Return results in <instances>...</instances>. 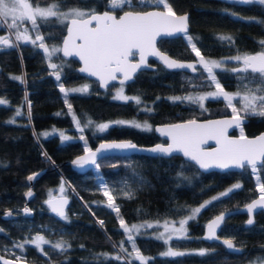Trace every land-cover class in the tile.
Wrapping results in <instances>:
<instances>
[{
	"label": "trees",
	"instance_id": "obj_1",
	"mask_svg": "<svg viewBox=\"0 0 264 264\" xmlns=\"http://www.w3.org/2000/svg\"><path fill=\"white\" fill-rule=\"evenodd\" d=\"M38 4H58L61 9L80 7L103 10L107 0H32ZM177 13L189 12V34L203 56H221L235 53L256 52L263 49L264 6L259 4L225 3L222 0H169ZM149 7L141 6L137 10ZM127 9V8H126ZM121 10H115L119 13ZM235 14V15H233ZM240 17L241 19H237ZM40 34L48 47L58 46L65 32V23L60 24L55 17L43 22L37 18ZM29 26L31 28L30 22ZM31 32H35L31 28ZM219 36H228L232 42L221 41ZM15 45L17 42H13ZM19 46L0 49V252L1 248L14 246L21 239L30 237L42 225L48 224L63 234V241L70 244L67 251L47 245L44 252L28 245L25 253L28 261L36 264H246L264 261V210L255 215L252 225L245 226V214L228 216L220 229V235L231 238L239 247V252H230L218 242H206L201 235L205 222L214 214L243 205L259 194L258 184L250 169L239 171L202 172L194 164L188 163L179 155L162 159L149 155L132 154L113 156L124 159L115 167L101 164L79 173L66 163L75 155L95 146L103 139L129 138L138 144L148 145L164 141L154 131H144L127 124H113L105 132H95L86 128L81 133L76 128L73 115L83 125L86 120L106 121L116 118H137L150 125L189 118L219 116L231 113L223 100L205 102L204 109L188 102H173L170 97L195 91H203L207 77L199 65L196 73L182 70H168L161 64L155 69L139 71L133 81L124 85L126 93L140 98L134 101L115 100L110 96L111 89L120 84H111L105 91L99 89L94 79L82 76L76 71L77 62L65 59L60 54L51 63H63L61 79L57 81L49 67L43 50L29 42H18ZM39 44V43H37ZM158 46L174 57L197 58L184 38H162ZM62 58V59H61ZM231 69L230 67H224ZM218 79L224 88L246 91L243 84L237 83L231 71L220 74ZM21 77L22 80L13 79ZM83 81L90 83L86 92H69L67 103L59 86H75ZM249 88L262 87L249 84ZM261 94V93H257ZM27 101L31 104V115ZM68 104L72 105L71 112ZM239 108V102L236 103ZM148 107L150 112L143 109ZM17 110L21 115L17 116ZM59 113V115H57ZM244 114V113H243ZM15 117V122L10 123ZM264 129V117L250 116L243 126V133L252 135ZM60 131V132H59ZM61 132L71 139L64 141ZM48 133L47 136L43 135ZM109 157V158H113ZM126 161V162H125ZM44 170L33 183L35 198L30 202L34 209L33 217L2 219L4 209L19 210L24 203L23 193L28 188L26 177L35 171ZM182 173V175H178ZM114 186L112 195L115 206L120 211L108 207L107 198L98 189L100 178ZM264 182V171L260 172ZM143 182H141V179ZM68 185L70 205L67 220L53 214L45 205L48 190L61 183ZM233 183L242 187L219 201L213 197L220 195ZM82 198L78 199L75 195ZM127 193V195H126ZM212 201L202 208L195 219L187 224V238H173L169 244L157 240L149 230L134 234L137 250L145 258L139 261L131 248L127 233L120 227V218L127 226L134 223L177 219L190 213L204 201ZM83 202L88 206L86 208ZM103 221L101 224L100 222ZM28 224L31 226L28 227ZM42 224V225H41ZM46 232V231H45ZM58 232L50 236L58 240ZM127 253L120 251L121 243ZM115 245V247H114ZM172 246L181 252L205 255H185L165 257L163 252ZM17 248V247H16ZM130 254V255H129ZM107 255L110 259L105 260ZM121 260L116 261L115 256Z\"/></svg>",
	"mask_w": 264,
	"mask_h": 264
},
{
	"label": "snow or ice",
	"instance_id": "obj_2",
	"mask_svg": "<svg viewBox=\"0 0 264 264\" xmlns=\"http://www.w3.org/2000/svg\"><path fill=\"white\" fill-rule=\"evenodd\" d=\"M224 2L241 4L255 3L264 6V0H224ZM141 6H152L156 10H137ZM106 7L108 10L103 13L96 12L94 8L88 10L72 8L67 11H62L58 4H52L46 8H42L38 4L33 6L28 0H0V27L11 33V36L7 38L0 37V48L3 46L18 47V42L21 40L37 46L46 55L47 60L50 62L49 67L54 70L52 74L57 81L61 79L60 73L63 71L64 65L63 63L60 65L51 63L52 58L54 56L58 57L59 53H62L63 57H78L80 61H83L84 65L79 71L98 77L103 87H107L110 81H116L119 74L121 77L119 81L121 87L117 90L113 99L125 102L131 100L139 105L141 103L139 97H130L124 94V85L126 81L133 80L138 71L150 68L148 65L149 57H156L169 70H190L192 73L197 72L196 64L178 62L170 58L166 53L160 51L157 47L158 38H184L186 44L190 46L191 51L198 58L197 63L202 66V70L206 74L207 86L214 87L215 90L202 95L175 96L169 99L173 102H188L189 104L199 106L201 109H204L205 100L211 99L215 102L222 99L226 103V107L231 109L232 116L231 119L210 120L204 123L198 122L196 119H190L185 122L163 125L155 129L147 121L143 124L136 121H116L115 124H128L131 127L144 131L155 130L162 136L168 138L169 142L158 143L147 149H142L131 141L104 143L96 151L87 149L86 155L78 157L73 163L79 167L93 165L96 169H99L101 162L98 161L104 153L110 150H121L135 153L147 152L152 158L158 159L165 157L171 158L176 154H182L183 157L187 158L188 163L194 164L198 169L204 171L231 168L243 170L247 168L255 176L259 192L258 199L253 200L252 203L246 206L247 213L251 214L256 209L264 210V182H261L260 177V172L264 171V134L249 139L243 134V127L241 126L244 119L241 113H244L245 116L264 117V51L256 54L232 57L230 60L242 63V67L225 69L221 65H225L229 61H208L205 59L197 44L193 42L192 35L188 32V15H177L169 0H107ZM126 8L129 10H124ZM115 10L123 11V15L117 18L113 14ZM49 17H55L60 24H64L67 21V35L62 41V47L53 46L49 49L44 42V36L40 34V26L37 23V18L46 22ZM237 19L241 18L237 17ZM25 21L30 22L31 28L35 32L34 39L28 35V28L23 27ZM257 23H264V21H257ZM12 36H14L15 42H17L15 45L12 43ZM217 39L228 41L229 43L232 42V38L228 36H219ZM38 41H40L39 44H37ZM261 45L264 46V41L261 42ZM135 57H138V61H134ZM214 69H218L220 74H223L225 71H231L238 85L243 84L246 90L245 94L241 95L239 92L233 94L226 91L220 83L217 72ZM13 79L22 80L21 77H13ZM249 84H259L262 87L252 89L248 87ZM59 89L64 94L65 103H67L69 91L86 93L88 86L84 85L78 89L67 90L63 84H60ZM257 93L261 94L257 95ZM237 97H239V108L234 103ZM0 103H3V101H0ZM28 108L30 118V103ZM68 109L71 112V104H68ZM143 110L146 112L151 111L148 107H145ZM16 115H21L19 110H17ZM73 120L76 128L81 133L79 137L81 140H85L83 133L86 128H92L98 132H105L112 126L109 123L95 124L90 119L81 125L80 120L75 115H73ZM14 122L15 117L10 123ZM233 126L240 128L241 134L239 138L234 139L228 135V129ZM43 135L47 136L48 133H44ZM60 135L64 141L71 139L63 133ZM209 140H214L217 147L212 150H206L202 147ZM111 166L115 167L116 165L113 164ZM178 175H182V173H178ZM34 178L35 174L29 176L28 180L31 181ZM140 179L143 182L142 178ZM99 186L103 190V195L107 198L108 207L114 209L119 214L120 209L115 206V197L112 195L109 185L103 181L102 177L100 178ZM241 187V184L236 183L232 188L220 193L219 196L213 197V200L219 201L221 197H228L230 193H233L234 190H238ZM26 195L31 197L32 192L29 191ZM46 203L58 217L64 220L68 219L64 210V206L67 203L66 199L59 201L49 199ZM209 204H212L211 200L199 207L190 209V214L186 218L178 221V228L174 224L169 228V223L165 221L163 227L168 234L165 236L164 233H161L156 239L163 241L166 245L173 239V236L177 240L186 239V225L188 221L195 219L202 208L207 207ZM23 211L25 215L31 213V209L29 208H25ZM227 215L231 216L232 213H228ZM224 219L225 215L221 214L206 225L207 235L205 239L218 241L217 229L220 228ZM253 222V219L250 218L247 224L252 225ZM100 223L102 224L103 221ZM154 226L148 223L139 226L134 224L128 227L123 218H120V227L128 234L127 240L133 251L136 252V258L139 261H145V258L137 250L134 234L138 235L141 228H153ZM26 243H31L38 250L42 251L41 246L49 244V241L43 236L37 235L33 240ZM222 244L226 246L230 254L240 251L233 245L231 240L226 239ZM15 247L23 249L25 244H16ZM52 247L61 251H67L71 245L60 241L52 245ZM120 251L127 253L123 242L121 243ZM163 255L165 257H183L185 255H205V252L201 250L198 253H185L173 251L169 247ZM104 259L107 260L110 257L105 255ZM114 259L120 261L121 256L117 255ZM0 261H3V264H14L13 261L5 260L3 257H0Z\"/></svg>",
	"mask_w": 264,
	"mask_h": 264
},
{
	"label": "water",
	"instance_id": "obj_3",
	"mask_svg": "<svg viewBox=\"0 0 264 264\" xmlns=\"http://www.w3.org/2000/svg\"><path fill=\"white\" fill-rule=\"evenodd\" d=\"M108 9H103V10H96V12L98 13H103L104 11H107ZM124 10H129V9H124ZM144 10H156L154 7H150V8H147V9H144ZM160 10H163V9H160ZM177 13V12H176ZM114 15L117 16V18H119L121 15H123V11H120L119 13H116L114 11L113 13ZM184 14H187L188 15V30H189V12H182V13H177V15H184ZM66 27H67V22L65 24V32H64V35L60 41V44H59V47H62V41L63 39L66 37L67 35V32H66ZM166 38H174V37H166ZM162 39V38H158L157 39V47L160 49V51L166 53L170 58L172 59H175L177 60L178 62H184V63H194L196 64L197 66V71H198V67H199V63H197L198 59L197 58H189V59H182V58H177V57H174L172 56L171 54H169L167 51H164L162 50L159 46H158V41ZM262 50H258L256 52H248L246 54H256L258 52H260ZM62 57H63V54L62 53H59ZM65 59H74L76 62H77V66H76V71L81 74L82 76H85L87 78H90V79H94L97 84H98V87L100 90L102 91H105L111 84H120L119 81H120V75L118 74V78L116 81H110L109 82V85L107 87H103L101 86V83L99 81V78L98 77H95V76H92L90 75L89 73H86V72H80L79 69L82 68L84 65H83V61H80L78 57H63ZM134 61H138V57H135L134 58ZM161 64L163 67H165L161 62L158 61V59L156 57H149L148 58V65L150 66V68L148 70H152V69H155L156 67V64ZM166 68V67H165ZM167 69V68H166ZM169 70V69H168ZM182 71H186V72H189V73H192L190 70H182ZM139 72V71H138ZM137 72V73H138ZM136 73V74H137ZM135 74V75H136ZM135 77V76H134ZM134 79V78H133ZM133 81V80H131ZM131 81H126L125 84H128L130 83ZM242 116H244V119H243V123L242 124H245L247 121H248V117L241 114ZM231 116L232 114H223V115H219V116H209V117H202V118H189V119H184V120H177V121H171V122H159V123H156L153 125V129L157 128V127H160V126H163V125H167V124H171V123H180V122H185L187 120H190V119H196L198 122H201V123H204V122H207V121H210V120H227V119H231ZM238 127L236 126H233L231 128L228 129V135L232 138H239L240 134H233L232 131L237 129ZM155 132L156 135H158L160 138L164 139V141H158V142H155V143H152V144H148V145H142V144H138L136 143L135 141L129 139V138H124V139H103V140H100L95 146L93 147H90L88 149H91L92 151H96L99 146L101 144H104V143H113V142H116V143H119V142H125V141H131L133 143H135L136 145H138L140 148L142 149H147V148H150V147H153L155 146L156 144L158 143H166V142H169L168 141V138L162 136L159 132L153 130ZM264 134V129H262L261 131L255 133V134H252V135H248V134H244L246 137H248L249 139H252V138H256V137H259L260 135ZM202 147H204L206 150H212L214 149L215 147H217L216 145V142L214 140H209L206 144H204ZM86 152H87V149L82 151L81 153L75 155L74 157H72L71 159L67 160L66 163H68L72 169H74L75 171L79 172V173H84L86 171H88L89 169H91L93 167V165H85L84 167H79L77 165H75L73 163V161H75L78 157H81V156H84L86 155ZM132 154H143V155H149L151 156L150 154H148L147 152H140V153H135V152H129V151H121V150H110L106 153L103 154L101 158L103 157H107V156H130ZM176 155H179L181 156L183 159L187 160V158L183 157L182 154H176ZM200 170V169H199ZM241 169H237V168H231V169H211V170H208V171H204V170H201L202 172H209V171H221V172H225V171H239ZM44 170H39V171H35V172H32L30 173L27 177H26V182L28 184V188L24 191L23 193V198H24V203L21 207H19V211L18 212H15L14 210L10 209V208H6L3 210L2 214H1V217L2 219H13V218H16L18 216H21V217H27V218H31L33 217V214H34V211L33 209L30 207V202L35 198L36 196V191L34 190L33 188V183L35 182V180L40 176V174L43 172ZM35 174V178L33 180H28V177L29 176H32ZM31 191L32 192V196L31 197H28L26 194ZM259 197V194L256 195L255 197H253L252 199H250L249 201H247L246 203H244L243 205L241 206H238V207H234V208H230V209H226V210H222L216 214H214L213 216H211L204 224V227H203V232H202V239L206 242H218L220 244H222V242L224 240H231L233 242V245L239 249L238 246L235 245L234 241L229 238V237H226V236H222L220 235V229H221V226L223 225L225 219L228 217V213H232V214H236V213H242V214H245V219H244V225L245 226H249L247 224V221L248 219H255V215L260 212L261 210L260 209H256L253 211V213L251 214H248L247 213V210H246V206L250 203L253 202V200L255 199H258ZM49 199H54V201H59L61 199H66L67 203L65 204L64 206V210L65 212L67 211V208L70 204V197L68 195H62V194H57V195H53V196H49L45 199V205L48 207V209L51 211V208L50 206L46 203ZM25 208H29L31 209V213L28 214V215H25L24 214V209ZM52 212V211H51ZM9 213H11V215H9ZM54 213V212H52ZM56 214V213H54ZM221 214H224L225 215V219L224 221L221 223L220 225V228L217 229V236H218V241L216 240H208V239H205L206 235H207V228H206V225L211 221L213 220L216 216L218 215H221ZM57 215V214H56ZM223 245V244H222ZM224 246V245H223ZM226 248V246H224ZM227 249V248H226ZM229 251V250H228ZM0 257H3L5 260H9V261H13L14 264H36L34 262H30V261H26V260H18V259H13V258H10L2 253H0ZM0 264H3V261H0Z\"/></svg>",
	"mask_w": 264,
	"mask_h": 264
},
{
	"label": "rangeland",
	"instance_id": "obj_4",
	"mask_svg": "<svg viewBox=\"0 0 264 264\" xmlns=\"http://www.w3.org/2000/svg\"><path fill=\"white\" fill-rule=\"evenodd\" d=\"M28 2L30 3V4H33V6H36V4H38V3H34V2H32V0H28ZM40 7H42V8H46V7H48V6H50V5H52V4H47V5H44V4H38ZM72 8H77V9H82V10H88V9H85V8H80V7H76V6H74V7H68V8H65V9H61L62 11H67V10H69V9H72ZM10 22V21H9ZM58 22V21H57ZM67 22V21H66ZM66 22H65V24H66ZM23 27H26V28H28V35L29 36H31L32 37V39H34L35 38V35H33V33L31 32V28H30V26H29V22L28 21H25L24 22V24H23ZM4 29V28H3ZM5 30V29H4ZM5 34L9 37V36H11V33L9 32V31H5ZM12 40H13V42H15V40H14V36H12ZM22 42H26V41H23V40H21ZM30 43V42H29ZM37 43H40V41H38ZM53 47V46H52ZM52 47H49V49H51ZM58 47H59V45H58ZM260 50H262V51H264V48L263 49H260ZM246 53H235V54H227V55H221V56H216V57H213V56H204L205 57V59L206 60H208V61H221V60H227V61H229V63H227V64H225V65H221V67L222 68H224V67H230V68H234V67H242V63H238V62H234V61H231L230 60V58H232V57H235V56H237V55H241V56H243V55H245ZM198 59V58H197ZM200 65V64H199ZM201 66V65H200ZM202 67V66H201ZM215 70V69H214ZM84 85H87L88 86V90L90 89V83L89 82H87V81H83V82H81V83H79V84H77V85H75V86H64V88L65 89H67V90H71V89H78V88H81L82 86H84ZM121 87V85H118L117 87H115V88H112L111 89V94H110V96L111 97H113L115 94H116V92H117V90L119 89ZM215 89H214V87H212V88H209V89H206V90H203V91H195V92H190V93H186V94H182V95H175V96H181V97H184V96H186V95H202V94H206V93H208V92H211V91H214ZM225 90L226 91H228L229 93H233V94H235V93H237V92H239L241 95H243V94H245V91H239V90H230V89H226L225 88ZM69 92H72V91H69ZM124 94L125 95H127V96H130V97H132L130 94H128V93H126V91H125V89H124ZM257 95H260V94H257ZM174 96V97H175ZM0 101H3L2 99H0ZM207 100H205L204 101V107H205V102H206ZM239 102V97H237V99L236 100H234V103L236 104V103H238ZM27 104H29V102L27 101ZM236 106H237V104H236ZM27 108H28V105H27ZM116 121H136V122H140L141 124H143L146 120H141V119H137V118H133V117H131V118H116V119H112V120H106V121H94V123L95 124H103V123H109V124H111V125H113V124H115V122ZM148 122V121H147ZM149 123V122H148ZM150 124V123H149ZM128 125V124H127ZM94 130V129H93ZM95 131V130H94ZM60 132V131H59ZM95 132H98V131H95ZM61 133H65V132H61ZM99 133V132H98ZM120 158H123V157H120ZM120 158H118V157H113V158H104V159H101L99 162H101V164H106V165H113V164H117V163H119V162H123L124 161V159H120ZM126 162V161H125ZM236 183H233L232 185H230L228 188H226L224 191H222V192H225V191H227L229 188H232L234 185H235ZM100 185V181H99V183H98V189L99 190H101L102 192H103V190H102V188L99 186ZM109 185V184H108ZM71 185H70V183L68 182V185H66L65 183H61L60 185H58V186H56L55 188H50L49 190H48V196H53V195H57V194H62V195H65V194H67V187L69 188ZM109 188L112 190V189H115V187L114 186H111V185H109ZM61 189H63V190H61ZM222 192H220V193H222ZM78 199H82L81 197H80V195L79 194H77L76 193V195H75ZM207 201H204L203 203H201V204H199V205H197L196 207H199V206H201L202 204H205ZM83 204H84V206L86 207V208H88V206L83 202ZM196 207H194V208H196ZM193 208V209H194ZM190 214V213H189ZM189 214H187L186 216H184V217H180V218H177V219H164V220H151V221H143V222H138V223H134L135 225H143V224H148V223H151V224H153V225H155L153 228H141L140 230H149L150 232V234H153V235H155V236H158V235H160L161 233H164L165 234V236H167V232L165 231V229H164V227H163V225H164V223H165V221H167L168 223H169V228H171L172 226H173V224H174V226L175 227H179V223H178V221L179 220H181V219H184V218H186ZM61 218V217H60ZM134 224H132V225H134ZM42 225V224H41ZM132 225H129L128 227H131ZM31 226V224L29 225L28 224V227H30ZM42 227V229H43V231H41V230H37V231H35V232H33L32 234H31V236L30 237H27V238H24V239H21L19 242H17L16 244H25V247L23 248V249H20V248H16V247H14V246H7V247H3V248H1V250H3V249H6V250H9L10 252H8V253H5L6 255H9L10 257H12V256H15V257H17V258H19V259H23V260H28V255L25 253V251H26V248H27V246L28 245H32V246H34L35 247V245H33V244H31V243H26V242H28V241H31V240H33L37 235H41V236H43L47 241H49V244H45V245H42L41 247H42V251L41 252H44V250H46V246L47 245H54V244H56L57 242H60V241H63V239L62 238H64L63 237V234L61 233V232H58V230H56L54 227H51V226H49L48 224H44V225H42L41 226ZM186 228H187V225H186ZM46 231V232H45ZM58 232V237H59V239L58 240H56V239H53L51 236H50V234H52V232ZM173 238H175V236H173ZM170 248H171V250H173V251H180V250H178V249H176V248H174V247H172V246H169ZM168 247V248H169ZM36 248V247H35ZM168 248L164 251V252H166L167 250H168ZM37 249V248H36ZM38 250V249H37ZM40 251V250H39ZM12 252V253H11ZM163 252V253H164ZM14 253V254H13ZM15 254H18V255H15ZM134 254H136V253H134ZM142 256V255H141ZM246 264H264V261H254V262H248V263H246Z\"/></svg>",
	"mask_w": 264,
	"mask_h": 264
},
{
	"label": "flooded vegetation",
	"instance_id": "obj_5",
	"mask_svg": "<svg viewBox=\"0 0 264 264\" xmlns=\"http://www.w3.org/2000/svg\"><path fill=\"white\" fill-rule=\"evenodd\" d=\"M222 1H224V0H222ZM0 37H8L6 34H5V30L2 28V27H0ZM8 46H3L2 48H0V49H5V48H7ZM238 105H240V104H238ZM226 114H232V113H226ZM241 114H243V113H241ZM243 115H245V114H243ZM248 117V120H249V117L250 116H247ZM248 122V121H247ZM246 122V123H247ZM245 123V124H246ZM245 124H242L241 126L243 127ZM232 133L233 134H241L240 133V128L238 127L237 129H235V130H233L232 131ZM243 134H245V133H243ZM164 140V139H163ZM70 202H71V200H70ZM70 205V204H69ZM31 207V206H30ZM69 207V206H68ZM31 208H33V207H31ZM68 209V208H67ZM34 210V209H33ZM19 210H15V212H18ZM67 212V211H66ZM54 214V213H53ZM56 215V214H55ZM21 218V216H18V217H16V218H14V219H16V220H19Z\"/></svg>",
	"mask_w": 264,
	"mask_h": 264
},
{
	"label": "built area",
	"instance_id": "obj_6",
	"mask_svg": "<svg viewBox=\"0 0 264 264\" xmlns=\"http://www.w3.org/2000/svg\"><path fill=\"white\" fill-rule=\"evenodd\" d=\"M4 253H8V252H10L9 250H6V249H3L2 250ZM12 253V252H11ZM14 254V253H13ZM15 255H18V254H15ZM12 257H14V258H17V257H15V256H12Z\"/></svg>",
	"mask_w": 264,
	"mask_h": 264
},
{
	"label": "bare ground",
	"instance_id": "obj_7",
	"mask_svg": "<svg viewBox=\"0 0 264 264\" xmlns=\"http://www.w3.org/2000/svg\"><path fill=\"white\" fill-rule=\"evenodd\" d=\"M12 41H13V40H12ZM109 157H113V156H107V157H103V158H101V159L109 158ZM101 159H100V160H101ZM100 160H99V161H100ZM99 161H98V162H99ZM16 259H18V260H23V259H19V258H16ZM27 261H28V260H27Z\"/></svg>",
	"mask_w": 264,
	"mask_h": 264
}]
</instances>
